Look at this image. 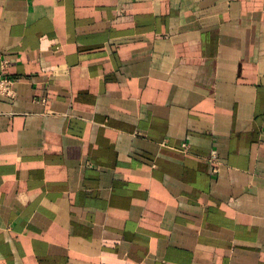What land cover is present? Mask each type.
Here are the masks:
<instances>
[{
    "label": "crops",
    "instance_id": "obj_1",
    "mask_svg": "<svg viewBox=\"0 0 264 264\" xmlns=\"http://www.w3.org/2000/svg\"><path fill=\"white\" fill-rule=\"evenodd\" d=\"M2 75L0 264H264V0H0Z\"/></svg>",
    "mask_w": 264,
    "mask_h": 264
},
{
    "label": "built area",
    "instance_id": "obj_2",
    "mask_svg": "<svg viewBox=\"0 0 264 264\" xmlns=\"http://www.w3.org/2000/svg\"><path fill=\"white\" fill-rule=\"evenodd\" d=\"M10 83L11 79L7 76H0V92L5 95H10ZM210 157H214V154H210ZM214 170V167L212 168Z\"/></svg>",
    "mask_w": 264,
    "mask_h": 264
}]
</instances>
